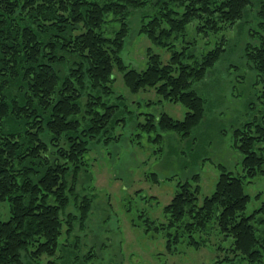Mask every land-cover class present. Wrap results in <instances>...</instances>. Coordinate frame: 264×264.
Masks as SVG:
<instances>
[{
    "label": "trees",
    "instance_id": "trees-1",
    "mask_svg": "<svg viewBox=\"0 0 264 264\" xmlns=\"http://www.w3.org/2000/svg\"><path fill=\"white\" fill-rule=\"evenodd\" d=\"M146 7L152 12L143 16L140 33L171 56L164 62L149 48L147 68L137 71L122 53L130 15ZM253 8L257 27L249 34L257 43L246 44L244 58L263 85V105L246 130L235 131L244 173L221 166L214 192L201 203L199 173L179 182L164 207L166 222L155 230L165 233L169 251L184 240L199 249L215 225L221 241H232L220 247L224 256L215 264H264V201L246 214L251 196L245 191L247 179L264 174V0H0V203L10 209L9 219H0V264H25L26 258L33 264L60 251L63 264L79 259L76 231L86 229L96 200L91 183L80 186L82 177L90 180L88 155L93 144L120 139L114 133L129 113L114 90L115 72L132 93L154 89L187 109L182 120L149 115L140 124L144 131L190 137L206 113L193 85L222 59L227 39L223 34L200 59L189 52L194 42L182 50L175 42L193 24L205 37L223 33ZM110 22L120 26L107 35ZM64 235L68 244L60 242Z\"/></svg>",
    "mask_w": 264,
    "mask_h": 264
},
{
    "label": "rangeland",
    "instance_id": "rangeland-1",
    "mask_svg": "<svg viewBox=\"0 0 264 264\" xmlns=\"http://www.w3.org/2000/svg\"><path fill=\"white\" fill-rule=\"evenodd\" d=\"M151 12L148 7L137 9L128 19L129 32L122 57L130 69L147 68L149 48L164 62L171 56L170 50L154 45L148 36L140 33L143 16ZM256 24L253 8L245 20L223 33L205 37L196 32L193 24L188 27L185 39L175 42V50H182L186 42H194L189 52L200 59L221 41L223 34L227 39V52L222 59L204 80L193 85L205 99L206 113L190 137L160 130L150 134L144 131L140 124L146 123L149 115L167 113L182 120L187 109L181 103L163 100L154 89L132 93L124 83L123 73L115 72L114 90L125 98L129 113L126 123L114 133L119 140L92 145L88 155L90 180L82 177L80 186L91 183L92 186L87 187L96 194V200L86 229L76 231L81 236L80 244L74 249L79 259L64 264H82V261L91 264H215L224 256L220 247L228 248L232 241H221L215 225L209 231L207 246L195 249L184 240L172 251L166 248L165 233L156 232L155 228L166 222L164 207L171 202L179 182L199 173L201 203L214 192L221 166L234 175L244 173L243 154L235 146V131L246 130V124L259 115L263 105V85L256 83V72L244 58L246 44L257 43L249 34ZM119 26L118 22L107 23L106 34L117 31ZM158 135L162 139L155 141ZM245 191L251 196L246 214H251L264 201V174L247 179ZM9 217L8 204L0 203V219ZM148 227L153 228L148 230ZM68 239L64 235L60 242L68 244ZM61 255L60 251L51 259L42 256L33 264H49L50 261L63 264L59 261ZM24 263L30 262L26 258Z\"/></svg>",
    "mask_w": 264,
    "mask_h": 264
}]
</instances>
